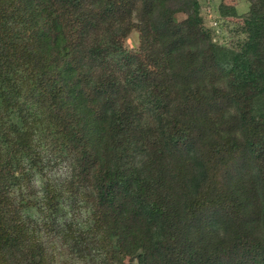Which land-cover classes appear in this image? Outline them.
<instances>
[{"label": "trees", "instance_id": "16d2710c", "mask_svg": "<svg viewBox=\"0 0 264 264\" xmlns=\"http://www.w3.org/2000/svg\"><path fill=\"white\" fill-rule=\"evenodd\" d=\"M247 1L224 42L200 0H0V264H264Z\"/></svg>", "mask_w": 264, "mask_h": 264}, {"label": "rangeland", "instance_id": "374dc122", "mask_svg": "<svg viewBox=\"0 0 264 264\" xmlns=\"http://www.w3.org/2000/svg\"><path fill=\"white\" fill-rule=\"evenodd\" d=\"M200 7L205 25L212 28L214 27L220 34L221 40L226 42L228 37L227 30L224 29V24L233 25L242 23L248 13L249 3L247 0H200ZM221 11L224 15H221ZM174 16L176 21H180L184 19L186 15L184 13H176ZM126 46L129 48H137L138 33L136 31H133L128 36ZM18 117L17 113L15 114L12 110H8L4 115L5 122L21 126ZM57 171L58 173H63L65 168H60ZM83 215L84 214H82V217Z\"/></svg>", "mask_w": 264, "mask_h": 264}]
</instances>
